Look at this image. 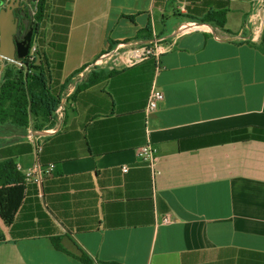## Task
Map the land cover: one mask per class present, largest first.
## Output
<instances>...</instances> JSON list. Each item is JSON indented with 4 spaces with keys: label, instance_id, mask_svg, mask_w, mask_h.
I'll use <instances>...</instances> for the list:
<instances>
[{
    "label": "crops",
    "instance_id": "0c3cea01",
    "mask_svg": "<svg viewBox=\"0 0 264 264\" xmlns=\"http://www.w3.org/2000/svg\"><path fill=\"white\" fill-rule=\"evenodd\" d=\"M263 8L48 0L34 46L60 84L72 79L53 128L0 124V162L53 166L41 183L25 182L13 222L0 219V264H84L82 254L94 264H264ZM157 38L171 45L158 72L153 59L86 71L119 43ZM88 78L96 82L81 88ZM153 87L164 100L146 119ZM13 138L25 140L1 141ZM148 142L155 185L138 156Z\"/></svg>",
    "mask_w": 264,
    "mask_h": 264
},
{
    "label": "trees",
    "instance_id": "16d2710c",
    "mask_svg": "<svg viewBox=\"0 0 264 264\" xmlns=\"http://www.w3.org/2000/svg\"><path fill=\"white\" fill-rule=\"evenodd\" d=\"M47 15L48 0H38L35 35L41 34L40 27L44 24ZM218 27L223 28L224 24H220ZM36 38L33 37L32 45L41 39V37ZM41 57V51L36 46L34 57L32 59L27 57L22 68L6 65L0 82V124L11 118L13 124L23 129L30 127L35 132L54 127L56 122L54 113L72 78L60 84L51 73L52 66L44 62ZM81 71L73 76L78 75ZM95 82L88 78L80 87H87ZM23 140L25 139L13 138L1 141L8 145ZM24 194V176L17 171L14 160L8 159L0 162V219L5 225L9 226L13 222L22 204ZM4 241V235L0 230V244ZM52 242L56 248L60 249V239L54 238ZM79 259L84 264H94L85 254L80 255Z\"/></svg>",
    "mask_w": 264,
    "mask_h": 264
},
{
    "label": "built area",
    "instance_id": "2783aa9c",
    "mask_svg": "<svg viewBox=\"0 0 264 264\" xmlns=\"http://www.w3.org/2000/svg\"><path fill=\"white\" fill-rule=\"evenodd\" d=\"M264 4V0L260 2ZM264 9V8H263ZM260 29L254 31L255 35H259ZM171 50V45H168L161 39H155L150 44H128V43H119L113 47L109 52L103 54L94 64L88 66L86 71H90L96 68H105L110 71L123 70L126 68L134 67L142 62L153 59L156 63V71L160 69V60L162 55ZM36 47L31 46L28 57L31 59L34 57V52ZM1 63V60H0ZM164 100V94L153 87L150 91V94L147 99V104L145 108L146 119L158 109L160 103ZM65 111V102H62L56 109L54 113L55 120L59 122ZM41 144L36 145V153L41 152ZM156 148L148 142L145 146L139 149L138 156L141 162L147 166L151 171L152 183L155 185L159 171L156 168ZM19 172H23L24 180L26 183L36 182L41 183L44 175L50 174L53 170V166L50 165L47 168H43L39 162L35 163L32 167L22 170L20 166H17ZM128 168H123V171L126 172ZM161 223L169 224L172 223L170 217H165L162 219Z\"/></svg>",
    "mask_w": 264,
    "mask_h": 264
},
{
    "label": "water",
    "instance_id": "95a60500",
    "mask_svg": "<svg viewBox=\"0 0 264 264\" xmlns=\"http://www.w3.org/2000/svg\"><path fill=\"white\" fill-rule=\"evenodd\" d=\"M20 0H9L5 5L0 0V82L6 65H15L19 68L24 66V60L28 57L32 46V40L36 31V25L30 24V12L22 11L20 18L16 16L15 10L23 9Z\"/></svg>",
    "mask_w": 264,
    "mask_h": 264
},
{
    "label": "flooded vegetation",
    "instance_id": "af4514ba",
    "mask_svg": "<svg viewBox=\"0 0 264 264\" xmlns=\"http://www.w3.org/2000/svg\"><path fill=\"white\" fill-rule=\"evenodd\" d=\"M4 1H5V5H7L9 3V0H4ZM37 2H38V0H20L19 4L20 5H25V7L22 10L21 9L15 10V14H16L17 17H19L20 22H22V18H20V14H21L22 11H24L27 14L30 12V24L31 23H34V25L37 24V21L35 19ZM35 33H34V36H35Z\"/></svg>",
    "mask_w": 264,
    "mask_h": 264
},
{
    "label": "rangeland",
    "instance_id": "374dc122",
    "mask_svg": "<svg viewBox=\"0 0 264 264\" xmlns=\"http://www.w3.org/2000/svg\"><path fill=\"white\" fill-rule=\"evenodd\" d=\"M93 71V70H92Z\"/></svg>",
    "mask_w": 264,
    "mask_h": 264
}]
</instances>
